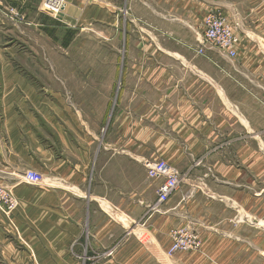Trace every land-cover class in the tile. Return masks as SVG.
I'll use <instances>...</instances> for the list:
<instances>
[{
    "label": "rangeland",
    "instance_id": "374dc122",
    "mask_svg": "<svg viewBox=\"0 0 264 264\" xmlns=\"http://www.w3.org/2000/svg\"><path fill=\"white\" fill-rule=\"evenodd\" d=\"M122 1L86 0L87 10L81 21L66 15L58 16L60 21L43 10L44 0H0V122L10 73L16 76L14 80L23 79L31 88L29 94L23 86L21 89L12 83L13 91L21 95L22 107L26 105L33 111L41 107V101L54 100L60 115L67 119L71 116L76 122L72 125L81 134V144L85 146L92 139L93 154L99 147H107L138 151L147 160L164 159L181 175L177 191L186 179L206 178L208 193H197L200 221H181V217L173 215L156 225L155 238L162 245V257L170 261L167 263L264 264V6H259L262 1L238 0L242 3L238 12L214 6L207 10L223 13L240 38L236 58L242 59L237 79L241 90H235L233 80L225 75L233 76L232 69L238 68L236 58L225 56V61H215L217 65L211 62L207 68L214 80L222 79L233 98L242 103L239 110L254 133H247L225 109V114L210 116V121L219 125L216 134L200 140H184L176 134L173 139L166 136L174 131L169 124L172 119L168 105L182 95L190 98L201 94L178 89L182 84L177 82L189 83L192 72L170 55L195 54L202 29L195 31L164 11L160 17L137 5L130 8L126 3L124 9ZM250 2H258V12ZM35 3L39 10L33 6ZM41 21L47 27L38 25ZM124 22L127 35L123 40ZM214 52L220 53L215 48L206 51L207 55ZM139 53L157 56L148 59ZM202 94L212 102L209 110L221 113V108L214 104L217 94ZM156 130L160 131L155 133L160 139L148 138ZM190 165L194 168L188 173ZM130 171L135 172L131 165ZM149 191L150 187L147 192L151 198ZM160 206L157 213L162 210ZM0 211L5 215L0 219V264L31 261L32 255L16 244L9 226L10 213ZM183 226L199 235L200 247L169 255L164 248L170 244V231ZM124 247L125 250L115 251L111 247L85 250L78 253V262L154 264L153 252L143 243L134 239Z\"/></svg>",
    "mask_w": 264,
    "mask_h": 264
},
{
    "label": "crops",
    "instance_id": "0c3cea01",
    "mask_svg": "<svg viewBox=\"0 0 264 264\" xmlns=\"http://www.w3.org/2000/svg\"><path fill=\"white\" fill-rule=\"evenodd\" d=\"M261 1L262 5L259 6H264V0ZM85 2L70 0L65 9L55 15V19L61 21L58 16L66 15L68 19L81 21L87 10ZM126 3L130 8L137 5L160 17L161 12H167L173 20L184 22L195 31L199 27L202 33L208 8L214 6L238 12L242 5L238 0L233 3L227 0H123L124 9ZM253 4L258 12V2H250V6ZM34 5L38 9V4ZM38 25L47 27L42 21ZM125 28L124 22L123 40L127 35ZM55 42L58 43V40ZM155 55L139 53V56H148V59ZM170 56L182 61L192 72L189 83L177 82L182 84L178 89L201 94L190 98L189 95H182L168 105L172 119L169 124L174 131L166 138L173 139L176 134L177 138L184 140L211 139L219 125L217 121L211 122L210 116L225 114V109L235 116L247 133L252 134L250 123L239 110L242 103L233 98L222 79L214 80L207 68L211 62L217 65L215 61H225V55L215 52L208 55L174 52ZM235 61L238 68L232 69L233 76L229 73L225 75L233 80L229 78L235 90H241L237 79L241 74L242 59L237 57ZM7 75L10 84L6 85L3 95L4 114L0 122V183L9 186L17 199V206L10 212L8 220L10 230L16 236V244L32 255V260L23 264H80L78 253L82 251L108 247L112 251L119 248L125 250L124 246L134 239L153 252L154 259L151 261L154 264H171L162 257V245L155 238L158 235L156 225L163 218L173 215L181 217V221H200L197 200L200 194L197 193H208V183L204 182L206 178L203 177V181L186 179L180 191H175L160 206L161 212L157 213L160 209L153 207L159 181L147 177V158H144V154L107 147H99L93 154L92 139L89 138L90 142L85 146L81 144V134L72 125L76 122L71 116L69 119L62 117L54 100L41 101L40 108L34 106L37 111L30 110L26 105L22 107L19 100L21 95L13 91L12 83L23 86L29 94H32L31 88L23 79L16 78V81V76ZM210 91L217 94L214 104L221 108V113L209 110L212 109V102L202 93ZM158 132L156 130L148 138L153 136L160 139V135H155ZM154 159L158 158L151 160ZM130 165L134 173H131ZM193 168L194 165H190L188 173ZM28 170L41 173L42 182L32 185L24 181L23 173ZM149 187L151 198L147 192ZM214 195L219 196L217 193ZM208 197L221 201L218 197ZM2 216L5 217L0 211V219ZM146 235L148 238H142ZM168 247L169 244L164 249ZM135 263L145 264V261Z\"/></svg>",
    "mask_w": 264,
    "mask_h": 264
},
{
    "label": "built area",
    "instance_id": "2783aa9c",
    "mask_svg": "<svg viewBox=\"0 0 264 264\" xmlns=\"http://www.w3.org/2000/svg\"><path fill=\"white\" fill-rule=\"evenodd\" d=\"M43 10L50 14H58L66 7V0H44ZM203 33L196 53L204 55L213 48L230 59L237 56L239 36L234 31L227 17L221 12L211 11L204 16ZM146 175L149 179L159 181L156 189V203L153 208L168 201L170 196L177 191L181 175L179 171L166 160L158 158L145 161ZM23 179L29 184L38 185L43 180V175L32 170L23 173ZM17 206V199L7 185L0 183V208L10 213ZM170 244L167 250L169 255L178 252L194 251L200 247L199 235L190 227H175L170 231Z\"/></svg>",
    "mask_w": 264,
    "mask_h": 264
},
{
    "label": "trees",
    "instance_id": "16d2710c",
    "mask_svg": "<svg viewBox=\"0 0 264 264\" xmlns=\"http://www.w3.org/2000/svg\"><path fill=\"white\" fill-rule=\"evenodd\" d=\"M68 42H69L68 40H67V41H65V42L63 43V45H66Z\"/></svg>",
    "mask_w": 264,
    "mask_h": 264
},
{
    "label": "bare ground",
    "instance_id": "6f19581e",
    "mask_svg": "<svg viewBox=\"0 0 264 264\" xmlns=\"http://www.w3.org/2000/svg\"><path fill=\"white\" fill-rule=\"evenodd\" d=\"M57 14V13H56ZM56 14H54V15H56ZM59 14V13H58Z\"/></svg>",
    "mask_w": 264,
    "mask_h": 264
}]
</instances>
